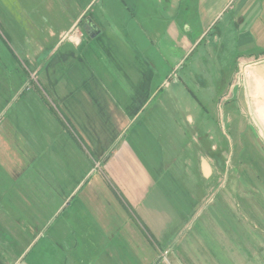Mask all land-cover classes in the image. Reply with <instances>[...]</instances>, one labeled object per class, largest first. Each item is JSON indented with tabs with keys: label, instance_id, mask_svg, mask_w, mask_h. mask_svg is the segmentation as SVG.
Instances as JSON below:
<instances>
[{
	"label": "crops",
	"instance_id": "obj_1",
	"mask_svg": "<svg viewBox=\"0 0 264 264\" xmlns=\"http://www.w3.org/2000/svg\"><path fill=\"white\" fill-rule=\"evenodd\" d=\"M68 1L71 5L72 2L89 5V0ZM148 1L154 4L140 5H158L161 10L156 23H150L153 17L148 10V36L165 43V49L170 45L176 49H191L204 35H211L214 44L234 43L237 53L255 49L262 52L258 56L238 57L243 58L246 91L263 96L256 101V107L260 131L264 132V0ZM86 20L98 30L92 38L82 29ZM102 34V29L84 8L71 19L65 32L67 39L55 54L62 46L66 51L59 55H52V51L51 57H56L57 63L81 58L87 64L80 47L83 44L89 47L90 40ZM148 40L151 38H145L147 43ZM146 57L142 56L144 65L139 67L118 64L109 70L100 65L88 66L80 71L70 70L62 83L52 79L49 86L57 110L63 113L59 119L65 123L64 128L60 124L46 147H38V140H34L32 163L27 164L22 159L26 155L16 149L19 162L5 164L3 177L8 175L7 182L0 185V228L3 232L25 234L30 224L21 219L28 217L33 219V231L39 234L42 230L36 227L42 226L37 219L47 214L48 219L56 220L76 203L78 209L64 221V229L51 226L54 220L48 228L54 229V234L96 236L92 242L86 237L84 243L87 245L82 249L118 248L123 230L138 237L141 249H147L149 243L154 244L155 249L170 250L176 243L185 242L190 219L195 217L198 221L203 216L200 181L208 182L218 167L224 168V163L220 156L211 161L201 156L197 158L192 152L188 165L190 167L195 157L196 161L198 159L200 181L195 185L192 178L185 179L180 168L184 165L178 162L180 156L177 154L181 130L175 129L168 134L160 129L158 116H144L150 101L148 90L152 89L149 76L156 69L148 66V52ZM4 70L7 74L15 69ZM162 101L160 106L164 105ZM142 116L148 124L137 128ZM186 119L192 122L190 116ZM8 135L2 127L0 136L8 141ZM43 154H48V161L38 163ZM12 166L25 174L32 170V179L20 180L22 176L11 182ZM229 167L234 169L232 162ZM80 172L81 179H75ZM239 176L236 177L240 184L244 181L248 186H264L250 175ZM211 202L213 200L208 203ZM232 204L231 193L225 192L224 209L211 211L206 221L198 224L196 234L201 231L207 234L208 243L214 242L216 237L214 250L198 241L199 249L208 251L207 257L204 255L201 260L218 264L219 259L224 264L227 261L232 264V251L241 249V255L247 257L244 264H264V198L256 209L233 211ZM234 215L237 216L235 223ZM79 216L81 221L76 225L74 219ZM256 233L258 241L253 238ZM251 248L256 250L254 254L250 253ZM209 250L214 254L213 260ZM102 264H119V260L110 253Z\"/></svg>",
	"mask_w": 264,
	"mask_h": 264
},
{
	"label": "rangeland",
	"instance_id": "obj_2",
	"mask_svg": "<svg viewBox=\"0 0 264 264\" xmlns=\"http://www.w3.org/2000/svg\"><path fill=\"white\" fill-rule=\"evenodd\" d=\"M145 2L149 1L89 0V5H74L73 2L71 5L68 0H0V131L3 127L9 134L8 141L0 136V185L7 182L8 175L3 177L6 174L4 166L19 162L16 149L26 155L22 159L27 164L32 163L34 140H38V147H46L49 137L59 130L60 124L64 128L65 123L59 119L63 113L57 110L49 86L52 79L62 83L70 70L80 71L88 66L100 65L109 70L118 64L139 67L144 65L142 56L146 57L148 52V66L156 69L149 76L152 77V89L148 90L150 101L148 113L144 116H158L162 125L160 129L168 134L175 129L181 130L177 154L180 156L178 162L184 165L180 168L185 179L192 178L195 185L200 181L198 159L196 161L195 157L190 167L188 165L192 152L197 158L201 156L211 161L220 156L224 163V168L218 167L208 182L200 181L203 216L198 221L195 217L190 219L189 229L184 234L185 242L176 243L170 250L155 249L154 244L149 243L147 249H141L138 237L136 239L127 230L122 231L118 248L86 250L82 249L87 245L85 238L89 237L92 242L96 236L54 234V229L48 228L54 220L51 226L64 229V221L78 209L74 203L56 220L48 219L47 214L37 219L42 226H35L42 230L39 234L33 231V219L28 217L21 219L30 224L23 235L5 233L0 228V264H102L110 253L119 264H209L201 260L204 255L207 257L208 251L199 249L198 241L214 250L216 237L214 242L208 243L207 234L202 231L196 234L198 224L211 211L224 209L225 192L232 195L233 211L256 209L264 198V186H248L244 181L242 184L237 181L239 175H250L255 182L264 184V132L260 131L259 109L256 107V101L263 96L252 90L246 91L243 58L238 57L258 56L262 52L255 49L237 53L234 43L222 41L214 44L211 35H204L191 49H176L169 43L170 47L165 49V43L148 36V10L153 17L150 23H156L161 10L158 5H140ZM84 8L103 34L90 40L89 47L85 44L80 47L87 64L81 58L57 63L51 52L59 55L66 51L62 46L55 54L67 39L65 32L71 19ZM145 38L151 40L147 43ZM5 68L15 70L6 74ZM160 100L164 105H159ZM144 116L137 128L148 124L143 120ZM188 116L191 123L186 119ZM48 159V154H43L38 163ZM229 162L234 169L229 167ZM12 167L11 182L22 176L20 180L32 179V170L25 174ZM82 176L80 172L75 179L80 180ZM41 188L43 191L44 187ZM209 200L213 202L209 204ZM27 211L31 213L28 208ZM74 221L76 225L80 223V216ZM233 221H237V216L234 215ZM256 237L257 233L253 235L254 239ZM185 247L188 250H184ZM210 252L213 260L214 254ZM241 252V249L232 251V264L246 262L247 257ZM255 252L250 249V253ZM221 262L224 264L218 259V264Z\"/></svg>",
	"mask_w": 264,
	"mask_h": 264
},
{
	"label": "water",
	"instance_id": "obj_3",
	"mask_svg": "<svg viewBox=\"0 0 264 264\" xmlns=\"http://www.w3.org/2000/svg\"><path fill=\"white\" fill-rule=\"evenodd\" d=\"M82 29L85 31L86 35L91 38L94 37V34L98 32L96 27L92 23H89L88 20H86V23L83 24Z\"/></svg>",
	"mask_w": 264,
	"mask_h": 264
},
{
	"label": "bare ground",
	"instance_id": "obj_4",
	"mask_svg": "<svg viewBox=\"0 0 264 264\" xmlns=\"http://www.w3.org/2000/svg\"><path fill=\"white\" fill-rule=\"evenodd\" d=\"M250 85V84H249ZM251 86V85H250Z\"/></svg>",
	"mask_w": 264,
	"mask_h": 264
}]
</instances>
